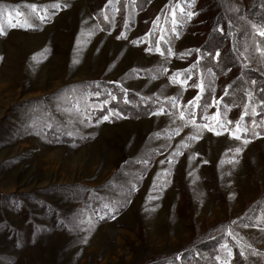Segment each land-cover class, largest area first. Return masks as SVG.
<instances>
[{"label": "rangeland", "instance_id": "obj_1", "mask_svg": "<svg viewBox=\"0 0 264 264\" xmlns=\"http://www.w3.org/2000/svg\"><path fill=\"white\" fill-rule=\"evenodd\" d=\"M228 2L243 22V60L264 71L247 0ZM137 3L0 0V264H154L191 248L206 257L199 243L217 233L209 228L264 192V136L234 138L235 111L224 113L231 123L219 136L180 119L200 92L192 84L218 95L208 70L183 86L170 79L195 60L186 55L198 43L193 0ZM107 81L166 110L128 118L111 108L95 117L102 102L88 83ZM52 116L88 139L50 143ZM92 197L117 212L98 222L85 204ZM231 224L264 250V223ZM218 257L225 262L229 250Z\"/></svg>", "mask_w": 264, "mask_h": 264}, {"label": "trees", "instance_id": "obj_2", "mask_svg": "<svg viewBox=\"0 0 264 264\" xmlns=\"http://www.w3.org/2000/svg\"><path fill=\"white\" fill-rule=\"evenodd\" d=\"M148 1L137 0V4L143 7ZM228 3V0H193L201 17L195 32L198 43L196 48L191 51L195 60L182 73L188 69H191V73L197 72L198 69L202 72L210 71L216 79L218 95L215 97L212 89L209 86H204L203 92L196 95V97L200 96L199 106L192 107L187 103L183 112L185 118H192L197 123L208 124L214 131H220L227 127L224 113L235 111L236 119L234 124L229 127V132L231 134L236 132L240 138L251 140L264 136V71L243 60L241 54V45L244 40L241 25L243 22L232 16ZM244 15L249 23L258 28L256 34L264 40V36L259 35V32L264 31V0H247ZM220 28H223V33L218 30ZM217 50L220 51V57L214 58ZM197 61H199L197 67L192 68L191 66ZM88 84L98 93V99L102 102L101 107L95 111L97 114L95 117L109 112L111 108L128 118L144 117L161 109L166 110V107L161 103L141 97L136 92L123 89L116 83L107 81L89 82ZM109 94L114 95L116 99H111ZM125 99L129 102L125 103ZM212 106L215 114L210 113ZM253 109H255V114ZM245 110H247V115H244ZM190 113H195V115L192 116ZM217 113H219L218 120H213L212 117ZM241 116H243L242 120ZM111 118L114 120V117ZM237 121H240L239 131H237ZM44 134L53 144H81L88 139L73 137L70 131L53 116L45 126ZM83 188L92 190L94 187L83 186ZM85 204L98 222L107 221L117 212V209L112 211L103 205L99 197L87 199ZM231 223L263 224L264 192L247 203L245 210L237 218L209 228L211 232L217 233L212 238L199 243V249L204 251L206 257H203L196 248H191L183 251L179 256L163 257L152 263L264 264V250L253 245L239 232L236 228L238 225ZM224 245H227L228 248L225 249ZM225 250L231 251L232 255L224 262L218 256ZM242 252L243 255H241ZM254 253H258V255H254Z\"/></svg>", "mask_w": 264, "mask_h": 264}, {"label": "snow or ice", "instance_id": "obj_3", "mask_svg": "<svg viewBox=\"0 0 264 264\" xmlns=\"http://www.w3.org/2000/svg\"><path fill=\"white\" fill-rule=\"evenodd\" d=\"M109 3H111V0H109ZM54 7L59 8L60 5L57 4V5H55ZM33 9L35 10V6H33ZM17 15H19V13H17ZM188 15H189V17H191L192 15H194V13H189ZM9 16H10V20H11V14H9ZM39 19H40L41 21H44V20H45V17H44V16H40ZM105 19H107V17H105ZM173 23H175V20H173ZM13 26H15V25H13ZM218 30H219L221 33H223V31H224L223 28H220V29H218ZM0 33H3V28H2V27H0ZM259 35L264 36V31L259 32ZM121 38L126 39L127 37L124 36V34L122 33L120 36L117 37V39H121ZM132 43H133V44H138L139 41H137V40H133ZM148 50L150 51L151 49H148ZM155 50H156L157 52H159V54H160L161 56L164 55L163 51H161V49L159 48V46H157V48H156ZM168 52H169V54L172 53L171 48L168 49ZM190 54H191L190 52L186 53V55H190ZM182 55H184V54H182ZM219 57H220V51L217 50V51L215 52V57H214V58H219ZM198 64H199V61H197L196 64H193L191 67H192V68H195V67H197ZM181 75H182V73H180V72H176L172 77H170L172 83H173V84L180 83L182 86H183V85H187L188 80L191 79V76H192L191 69L186 70V72L184 73V75H186V79H184V80H180L179 77H180ZM253 83H254V82H253ZM192 87H193V88H198V89H200V92H201V93H202L203 90H204V85H203L202 82L199 83V84L194 83V84H192ZM109 95L111 96V99H113V100L116 99V97H115L114 95H111V94H109ZM199 99H200V96L198 95V96L195 97L193 100L189 101V102H188V105H189V106H192V107H198V106H199ZM124 102H125V103H128L129 101H128L127 99H125ZM173 107H176L175 102H173ZM162 112H163V109H161L159 112L153 113V115H158V114H161ZM253 113L255 114V109H253ZM115 115H119V113H115ZM190 115L194 116L195 113H190ZM244 115H247V110H245ZM218 117H219V113H217L216 115H214V116L212 117V119H213V120H218ZM108 119H109V116H107V115L104 116V120H108ZM180 119H181V120L184 119V112H180ZM205 119H206V117H205ZM240 119L242 120V119H243V116H241ZM187 123H192L193 125H195V121H194V120L188 121V122H186V124H187ZM227 123L230 124L231 121H228ZM236 126H237V131H239V129H240V121H237V122H236ZM199 127L207 128L209 131H214V129H213L212 127H210L208 124H204V125H201V126H199ZM221 127H223V125H221ZM179 130H180L179 128L176 130V133H177V134H179ZM215 134H216L217 136H219V135H221L222 133H221V131H215ZM232 135H233L234 138H236V139H240V137L236 134V132H233ZM191 138H192V139H195L196 137H191ZM244 143H248V141L245 140ZM236 151L239 152L240 149H237ZM161 163H163V161H161ZM223 247H224L225 249L228 248L227 245H224ZM231 255H232V254H231V251H229V256H231ZM241 255H243V252L241 253ZM254 255H258V253H254ZM226 264H227V262H226Z\"/></svg>", "mask_w": 264, "mask_h": 264}]
</instances>
